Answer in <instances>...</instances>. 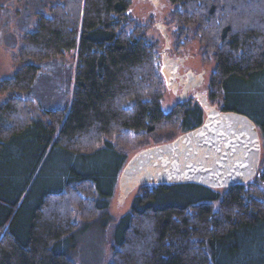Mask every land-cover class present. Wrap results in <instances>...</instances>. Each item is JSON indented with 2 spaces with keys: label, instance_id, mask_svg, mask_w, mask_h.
Here are the masks:
<instances>
[{
  "label": "trees",
  "instance_id": "trees-1",
  "mask_svg": "<svg viewBox=\"0 0 264 264\" xmlns=\"http://www.w3.org/2000/svg\"><path fill=\"white\" fill-rule=\"evenodd\" d=\"M132 1L56 0L25 33L24 64L0 80L8 96L0 101V264H75L67 242L109 206L116 178L104 166L120 164L145 136L162 132L170 142L202 125L193 101L163 111L158 43L147 37L151 24L128 14ZM232 1L239 5L170 0L173 20L214 58L211 103L259 124L264 146V16L253 24L241 12L253 0ZM71 53L64 107L20 96L37 91L44 62ZM54 156L53 179L37 192ZM196 187L141 185L116 226L111 264H264V174L216 191L200 186L209 191L201 197L185 193Z\"/></svg>",
  "mask_w": 264,
  "mask_h": 264
},
{
  "label": "rangeland",
  "instance_id": "rangeland-1",
  "mask_svg": "<svg viewBox=\"0 0 264 264\" xmlns=\"http://www.w3.org/2000/svg\"><path fill=\"white\" fill-rule=\"evenodd\" d=\"M253 1H249L247 2V6L241 7V12H243V15H248L247 18H249L250 22L257 24L256 17L264 16V8H255V4H252ZM54 2H56V0H0V80L12 77L24 64L20 59V50L24 45L23 39L25 33L34 29L38 13L49 14V6ZM162 2L169 4V6L164 8L162 12H154L157 10H154L148 2L133 0L128 13L137 25H152L149 28L147 37L158 43L156 58L160 55L166 43L158 31V28L154 25L157 21H161V15H164L162 22L166 25V31L169 35L168 42L172 47L178 46L184 37V26L180 21H172L167 25L165 17L169 15L170 9L172 11V6L170 4L171 2H168V0H163ZM226 3L227 6L231 7L239 5L232 0H226ZM245 7H249V9H246ZM201 46H203V44H201L200 47ZM203 49L204 51L202 53L198 50V55L191 54L192 57H189L185 62L183 70H198L201 72L200 70L205 69L207 71L206 81L208 82L211 77V72L214 71L215 68L213 67L211 60L206 59V47ZM158 60L159 57L157 58V65ZM25 63H34V61L28 60ZM75 67L76 55L74 53L67 54L66 57L61 59L44 62L41 67V72L39 73L40 76L34 86L37 91L33 92V94H29L31 96H29L28 93H22L20 96L23 98L32 97L36 101V104H42L48 108L64 107L66 103L69 102L73 93V74ZM209 74L210 76H208ZM7 98V95H0V101H5ZM177 103L178 99L176 96L165 88L161 99L163 111L165 113L171 111ZM256 125L260 135L261 154L263 157L264 146L261 136V128L259 124ZM156 135L157 136H145L141 140L135 141L130 148L126 149L127 157H125L120 164H112L113 162H109V165L104 166V168L106 167V169L114 171L116 178L109 199V206L105 213H101L92 223L84 224L74 233L73 238L67 242L68 250L71 249L70 254L75 260V264H111L113 260V248L116 246V226L119 223L120 218L130 212L133 199L139 188L137 187L125 203L121 205L118 201V179L120 173L127 161L136 153L149 147L168 143L165 133L159 132L156 133ZM101 161L105 160L101 159ZM56 162L57 158L54 156L50 164L46 167V171L37 185V192H39L47 182L53 179L52 172ZM263 166L264 162L262 163V167ZM85 168L90 172L92 164L87 167L85 166ZM173 185L199 186L196 187V189L192 188V192H185L187 195H198L201 197L209 193L208 190H202L200 186H206L200 184ZM206 188L211 191L217 190L216 188Z\"/></svg>",
  "mask_w": 264,
  "mask_h": 264
},
{
  "label": "water",
  "instance_id": "water-1",
  "mask_svg": "<svg viewBox=\"0 0 264 264\" xmlns=\"http://www.w3.org/2000/svg\"><path fill=\"white\" fill-rule=\"evenodd\" d=\"M203 82L202 73L188 72L183 98ZM199 101L206 114L201 126L141 150L127 161L118 179L121 205L141 185L200 184L219 189L255 178L261 158L255 122L244 114L211 106L205 96Z\"/></svg>",
  "mask_w": 264,
  "mask_h": 264
},
{
  "label": "flooded vegetation",
  "instance_id": "flooded-vegetation-1",
  "mask_svg": "<svg viewBox=\"0 0 264 264\" xmlns=\"http://www.w3.org/2000/svg\"><path fill=\"white\" fill-rule=\"evenodd\" d=\"M141 1L148 2L153 7L154 10H157L154 12H162L164 8L169 6V4L163 3L162 2L163 0H141ZM169 1L170 0H168V2ZM170 4L172 6V11L170 9L169 15L165 17V20H167V25L169 24V22L174 21L173 17L176 15V12L178 11L177 9L178 7L175 4L172 3ZM160 18L161 21H157L154 25L158 28V31L163 37L164 42L166 41L163 50L158 56L159 57L158 65L163 77L165 88L167 90H170V92H172L176 96L178 102L193 101L195 104L201 106L199 97L205 96L206 100L209 102V104H211V100L209 96H210V85L213 79L214 71L211 72V77L207 82L206 81L207 71L205 69L200 70L201 72H199L198 70L196 71L187 70V69L183 70V66H185V62L188 60L189 57H192L191 54L198 55L199 53L198 49L201 44L198 35L197 34L189 35L188 30L184 28L183 40L178 46L172 47L168 42L169 35L166 31V25L162 22L164 15H161ZM205 54H206L205 55L206 59L207 60L210 59L213 67H215L214 58H211V56L209 55L210 53L208 54L207 51ZM190 71L195 72L196 74L202 73L204 78V84L194 89H189L186 92V96L183 98L184 95L183 89L186 82V75ZM208 76H210V74ZM201 108L203 109L205 115V108H203L202 106Z\"/></svg>",
  "mask_w": 264,
  "mask_h": 264
}]
</instances>
